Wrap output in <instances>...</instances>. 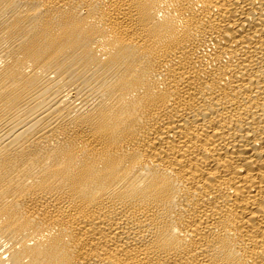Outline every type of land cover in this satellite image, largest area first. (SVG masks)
<instances>
[{"label":"bare ground","instance_id":"obj_1","mask_svg":"<svg viewBox=\"0 0 264 264\" xmlns=\"http://www.w3.org/2000/svg\"><path fill=\"white\" fill-rule=\"evenodd\" d=\"M0 264H264V0H0Z\"/></svg>","mask_w":264,"mask_h":264}]
</instances>
